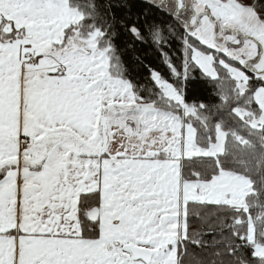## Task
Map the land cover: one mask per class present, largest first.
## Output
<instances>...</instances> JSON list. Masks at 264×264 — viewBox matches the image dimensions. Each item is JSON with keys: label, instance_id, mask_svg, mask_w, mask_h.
Wrapping results in <instances>:
<instances>
[{"label": "snow or ice", "instance_id": "6c2138e0", "mask_svg": "<svg viewBox=\"0 0 264 264\" xmlns=\"http://www.w3.org/2000/svg\"><path fill=\"white\" fill-rule=\"evenodd\" d=\"M0 264H264V0H0Z\"/></svg>", "mask_w": 264, "mask_h": 264}, {"label": "trees", "instance_id": "16d2710c", "mask_svg": "<svg viewBox=\"0 0 264 264\" xmlns=\"http://www.w3.org/2000/svg\"><path fill=\"white\" fill-rule=\"evenodd\" d=\"M194 87H196V86H194ZM195 223H196V225L198 226L200 222H199V221H196Z\"/></svg>", "mask_w": 264, "mask_h": 264}]
</instances>
